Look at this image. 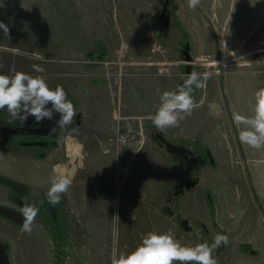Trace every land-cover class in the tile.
Returning a JSON list of instances; mask_svg holds the SVG:
<instances>
[{"label":"rangeland","instance_id":"rangeland-1","mask_svg":"<svg viewBox=\"0 0 264 264\" xmlns=\"http://www.w3.org/2000/svg\"><path fill=\"white\" fill-rule=\"evenodd\" d=\"M3 4L0 21L11 38L0 30V74L43 75L86 116L81 127L73 119L56 146L28 147L0 111V173L29 185L40 202H48L54 170L72 179L30 234L0 216L12 264H111L113 253L131 252L148 232L169 230L186 246L227 235V245L213 252L218 264H264V148L241 144L233 122V112L253 115L254 93L264 87V0H201L195 10L187 0ZM187 43L191 62L183 54ZM189 64L211 76L194 88L192 114L162 132L199 161L198 185L176 195L186 182L184 167L154 140L159 130L148 117ZM128 130L135 141L118 144L117 133ZM7 194L0 186V206L12 204Z\"/></svg>","mask_w":264,"mask_h":264},{"label":"clouds","instance_id":"clouds-1","mask_svg":"<svg viewBox=\"0 0 264 264\" xmlns=\"http://www.w3.org/2000/svg\"><path fill=\"white\" fill-rule=\"evenodd\" d=\"M201 0H187L189 9L195 10ZM0 0V7H3ZM0 30L7 38L10 37L8 25L0 21ZM36 59H42L34 54ZM216 63V61H214ZM33 71L43 73L41 65H33ZM211 76L210 72L203 74L191 72L183 77V83L175 90L163 91L159 96V105L154 114L149 115L157 130L164 132L168 128L178 127L186 116H190L197 102L193 98V90L200 89ZM255 104L253 115H243L233 112V122L239 131L241 144L252 149L264 148V87L254 93ZM50 105V107H49ZM211 114L218 116L219 105H210ZM6 110L12 120L20 119L24 123L29 117H34L40 124L45 119L56 120L58 128L65 129L72 125L77 116L75 106L67 98L62 85L52 88L43 75H31L12 70V74H0V111ZM75 131V130H74ZM120 139H123L122 137ZM46 197L48 203L55 206L60 203L62 194H67L72 185V179L64 174L56 173L49 178ZM39 209L32 203H25L21 208L23 223L21 232L31 233ZM228 236L217 234L211 244L197 243L194 246L182 245L172 231L158 233L150 231L142 237L141 242L128 253H113L111 264H218L213 252L222 244L227 245Z\"/></svg>","mask_w":264,"mask_h":264},{"label":"water","instance_id":"water-1","mask_svg":"<svg viewBox=\"0 0 264 264\" xmlns=\"http://www.w3.org/2000/svg\"><path fill=\"white\" fill-rule=\"evenodd\" d=\"M160 20L164 27H167L169 25L170 15L167 14L166 10L162 11ZM190 52H191V46L189 45V43H187L183 51L185 60L187 62H191L193 59ZM191 72H193V67L191 64H189L186 68L185 76H187ZM182 83L183 80L180 82L179 85H181ZM67 98L69 99L68 95ZM58 119H59V114H55L53 120L45 119L40 124L35 123L34 117H29L26 123H24L22 120L19 119L24 124V127H22L21 129H16L14 133L25 134V135L33 134L48 138H58L61 130L60 128H58L56 124V120ZM77 124L80 125V115H77ZM29 129L32 131H28ZM154 140L157 141L158 144L161 147H163L169 154L175 156L184 167L186 182L184 184V187H180L178 191H176V195L184 193L185 190L190 191L193 188H195L199 183V177L194 175L195 171L198 170V166H199V161L195 156V153L185 145L171 142L161 131H156V133L154 134ZM51 144L53 146H56L57 141ZM27 145L29 146L36 145V146L45 147L48 146L49 143L36 142V143H27ZM207 154L208 157L210 158V161L214 163L213 156L209 150L207 151ZM0 184L10 188L14 192H17L19 196H25L29 192L28 185L3 175H0ZM25 203H32L35 204L36 207L38 206L37 202H32L25 199L21 201L22 206ZM0 215L18 223L19 225H22L23 223L22 213L14 209L8 207H2L0 208ZM188 224L189 223L187 220L182 221V225L185 227L186 231H190ZM0 264H12L10 257V244L3 241H0Z\"/></svg>","mask_w":264,"mask_h":264},{"label":"flooded vegetation","instance_id":"flooded-vegetation-1","mask_svg":"<svg viewBox=\"0 0 264 264\" xmlns=\"http://www.w3.org/2000/svg\"><path fill=\"white\" fill-rule=\"evenodd\" d=\"M261 43H264V41H262ZM76 120V124H77V116L74 118ZM15 121V124L12 128L9 129V132L14 134L15 136H19V137H22L23 140H20V144L23 145V146H28V147H33V146H36V145H33V146H29L27 145V143H36V142H48L49 144L57 141L58 138H48V137H42V136H39V135H33V134H28V135H25V134H15L14 131L16 129H21L22 127H24V124L17 118L14 120ZM63 129L60 130V132L62 131ZM3 131H6V130H3ZM28 131H32V130H28ZM5 142V140H0V145H3V143ZM9 142V141H8ZM0 175H3V176H6V177H9V178H12L14 179L13 177L9 176V175H6V174H3V173H0ZM16 180V179H15ZM20 182V181H19ZM22 183V182H21ZM23 184H26V183H23ZM27 185V184H26ZM4 189H6V192L8 193L7 196L10 197V199L12 200V204H5L3 206H0V208L2 207H8V208H11V209H14L16 211H19L21 212V208L23 207L21 205V201L22 200H28V201H32V202H37L38 203V206L37 208L39 209L38 211V214L41 213V212H47L51 206L53 205H49L48 202L46 201H43V202H40V198L37 197H33L32 196V189L31 187L29 186V192L25 195V196H19V194L17 192H14L12 191L10 188L4 186V185H1ZM57 207V205H55ZM1 217H3L5 220H7L8 222L14 224V225H17V226H22V225H19L18 223L10 220V219H7L6 217L0 215ZM2 241V240H0ZM5 242V241H3Z\"/></svg>","mask_w":264,"mask_h":264},{"label":"built area","instance_id":"built-area-1","mask_svg":"<svg viewBox=\"0 0 264 264\" xmlns=\"http://www.w3.org/2000/svg\"><path fill=\"white\" fill-rule=\"evenodd\" d=\"M121 137L123 139H120ZM135 139V134L132 132V130H128L125 132L119 131L116 136V141L120 145L130 144L131 142L135 141Z\"/></svg>","mask_w":264,"mask_h":264},{"label":"crops","instance_id":"crops-1","mask_svg":"<svg viewBox=\"0 0 264 264\" xmlns=\"http://www.w3.org/2000/svg\"><path fill=\"white\" fill-rule=\"evenodd\" d=\"M78 115H80V125L77 124L78 127H81L85 121H86V116L83 114V112H78ZM167 152V151H166ZM168 153V152H167ZM169 154V153H168ZM171 155V154H170Z\"/></svg>","mask_w":264,"mask_h":264}]
</instances>
